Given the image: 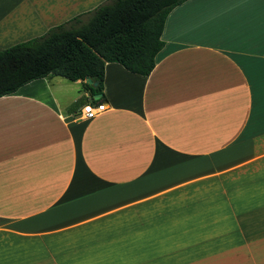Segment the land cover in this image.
<instances>
[{"label":"crops","instance_id":"obj_1","mask_svg":"<svg viewBox=\"0 0 264 264\" xmlns=\"http://www.w3.org/2000/svg\"><path fill=\"white\" fill-rule=\"evenodd\" d=\"M107 1L0 0V51ZM162 39L92 120L81 81L0 98V264H264V0H187Z\"/></svg>","mask_w":264,"mask_h":264},{"label":"trees","instance_id":"obj_2","mask_svg":"<svg viewBox=\"0 0 264 264\" xmlns=\"http://www.w3.org/2000/svg\"><path fill=\"white\" fill-rule=\"evenodd\" d=\"M187 0H108L51 28L44 35L0 51V98L50 75L81 81L102 104L105 66L118 63L148 76L164 48L167 17ZM95 78L97 86L87 83Z\"/></svg>","mask_w":264,"mask_h":264},{"label":"built area","instance_id":"obj_3","mask_svg":"<svg viewBox=\"0 0 264 264\" xmlns=\"http://www.w3.org/2000/svg\"><path fill=\"white\" fill-rule=\"evenodd\" d=\"M107 110L104 104H85L82 107L81 118L85 120H92Z\"/></svg>","mask_w":264,"mask_h":264},{"label":"water","instance_id":"obj_4","mask_svg":"<svg viewBox=\"0 0 264 264\" xmlns=\"http://www.w3.org/2000/svg\"><path fill=\"white\" fill-rule=\"evenodd\" d=\"M87 83H89L91 85H94V86L98 85V83L95 82V78L94 77L87 79Z\"/></svg>","mask_w":264,"mask_h":264},{"label":"rangeland","instance_id":"obj_5","mask_svg":"<svg viewBox=\"0 0 264 264\" xmlns=\"http://www.w3.org/2000/svg\"><path fill=\"white\" fill-rule=\"evenodd\" d=\"M198 253V252H197Z\"/></svg>","mask_w":264,"mask_h":264}]
</instances>
